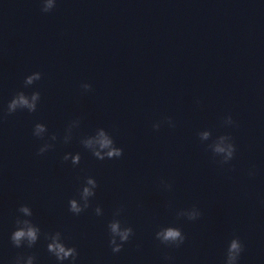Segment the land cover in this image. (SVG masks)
Masks as SVG:
<instances>
[{
  "label": "clouds",
  "instance_id": "obj_1",
  "mask_svg": "<svg viewBox=\"0 0 264 264\" xmlns=\"http://www.w3.org/2000/svg\"><path fill=\"white\" fill-rule=\"evenodd\" d=\"M56 6V0H41V11L44 13L51 12ZM42 78L40 72H33L27 75L24 79V86L28 87L33 85L36 81ZM81 88L84 91H90L92 85L89 83H82ZM41 95L39 91H34L30 95L24 91H18L14 97L9 101L5 116L12 115L18 110H27L29 113H33L37 110L38 103L40 102ZM162 123H167L169 127L174 128L175 123L171 117H165L160 122L153 123L152 127L154 130H159ZM223 123L225 126H235L236 122L233 120L231 115L224 118ZM80 119L77 118L70 122L66 127L63 136V142L69 143L73 136V130L79 128ZM48 129L45 124L36 123L33 127V135L39 139H44ZM201 142L211 141L208 143L206 148L212 153V157H219L216 162L221 166L227 165L235 157L237 151L236 144L234 143L233 137L228 134H223L212 138V132L210 130H203L198 133ZM58 137L56 134H51L48 138L49 141L55 142ZM80 144L84 149L89 151L92 156L97 160L103 161L105 159H118L123 155V149L118 147L111 136V134L104 128L96 129L93 135L83 136L80 139ZM54 144L46 141L37 152V155H43L47 151L54 148ZM64 161L71 160L73 166L78 165L81 160L79 153H65L63 156ZM255 172L250 170L249 176H254ZM160 186L166 190L171 191L172 184L167 180L161 179ZM98 187L95 178L88 176L84 179V184L79 189V199L71 198L68 201L69 211L74 215H80L82 212L91 207V198L96 195V189ZM124 211L123 206L116 208L113 212V219L108 223L109 231V246L113 253H119L122 251L123 246L127 243L130 238L134 235V230L131 226L122 224L118 218ZM18 212L21 214L17 216L15 220V230L11 233L10 240L13 246L16 248L27 247L32 248L36 245L40 239L41 230L32 222L30 219L33 215L32 209L27 205H21L18 208ZM96 216H102L103 210L97 205L94 208ZM202 213L200 209L193 205L191 208L180 209L176 212L177 219L185 218L188 221H196L201 217ZM45 239L49 241L47 243V251L55 257L57 264H64L65 261H69V264H76L78 257V251L74 246H67L64 243L62 233L56 231L54 233L44 234ZM155 239L158 240L162 245L167 247L180 248L186 240V236L181 228L176 226H164L161 227L155 233ZM244 252V244L242 243L239 236H234L228 244L225 253L224 264H239L241 254ZM35 255H18L13 264H34ZM166 260H171L172 257L166 256Z\"/></svg>",
  "mask_w": 264,
  "mask_h": 264
}]
</instances>
